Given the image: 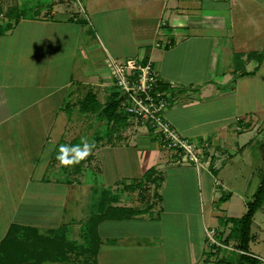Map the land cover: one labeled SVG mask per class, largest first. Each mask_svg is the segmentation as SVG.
I'll return each instance as SVG.
<instances>
[{
  "label": "crops",
  "instance_id": "crops-1",
  "mask_svg": "<svg viewBox=\"0 0 264 264\" xmlns=\"http://www.w3.org/2000/svg\"><path fill=\"white\" fill-rule=\"evenodd\" d=\"M205 1L211 4L236 3V0ZM203 3L204 0H114L107 2L104 6L99 2L97 9L92 10V15L104 14L106 19L114 21L112 28L115 33H119L117 30L125 29L124 25H127L132 36H135L131 50L127 54L137 55L128 57L140 56L150 59L163 80H172L177 85L174 90L176 91L175 96L179 99V97L190 93L186 92L187 86L190 85L192 90L194 88L192 85L196 81H205L198 59L187 56V53L199 54L206 46L203 43L197 45L189 43V40L196 39L194 35L188 34L185 42L182 37L189 31L188 26L197 30L204 25H211L210 16L201 13ZM157 14L160 17L157 18ZM156 19L157 21H155ZM63 20L62 18L53 20L47 17H23L6 33L0 34V141H2L0 144V180H8L9 175H11V180L18 179L19 171H24L21 145L26 147L25 152L30 158L29 163L32 164L33 169L36 168L35 159L39 161L43 152L40 133H50L54 126L55 131H64L68 122L72 123L70 116L73 114L75 116L78 111L73 107V102L80 96L85 97L81 105L84 108L87 106V97L92 100L95 98L94 100L98 101L100 95L102 98H106L114 91L115 86L111 84V77H109L106 68V60L108 57L114 56L111 53L112 50L103 45L101 60L95 61L92 65L74 63L72 57L75 49L81 47L87 58L94 49L100 46V43H97V40L94 41V44H88L89 42L84 39L87 29L75 28L73 24L65 27V24L68 23ZM123 20L126 22L132 20L133 22L128 25ZM137 20H140L139 24L135 22ZM152 21H155L153 29L152 26H148ZM21 22H32L33 26L17 31ZM37 23H42L39 25H47V27H37L34 25ZM55 23L56 25L61 24L62 27L54 29L48 27L51 24L55 26ZM95 30L100 36L99 31L96 28ZM151 33L159 36L160 45H155L149 40L148 37ZM176 39L177 41H175ZM99 41H101V37H99ZM199 74L200 78L197 76ZM181 83L184 87L180 86L182 89L177 90L178 84ZM87 85L93 86L95 97L89 95V89L86 91ZM84 91H86V96L83 94ZM220 93L223 96L228 94L227 91ZM196 94L197 90L195 89L193 95L197 97ZM183 100H187V98L184 97ZM201 104L202 101L193 104L196 106L195 110L201 109L203 112H208L212 108L209 107L210 105L198 108ZM187 108H176L175 111H171L172 113L169 111L168 114L165 112L164 117L184 136L198 141L208 140L209 151L225 155L226 158L223 160H221L222 157L221 159L217 158V166L231 157L234 148L241 149V144L242 148L247 145L248 136L241 138V133L229 135L225 132L229 129L230 124H224L222 127L223 136H221L220 127L219 129L205 128L206 122L209 123V120L198 119L194 110L191 114L186 111ZM59 113H64L65 117L64 125L61 123L57 129ZM197 113L196 111V115ZM121 114L124 116V120L128 117L124 112ZM219 117L220 119L214 118V122L222 121L223 116ZM238 121L236 128L241 131L244 125L240 119ZM63 127L64 129H62ZM132 127L128 131L136 130L134 128L131 130ZM139 130L143 132L142 129L139 128ZM146 131L148 133L140 136L138 141L137 139L135 141L125 139V141L128 140L125 143L130 144L132 141V144L138 142L143 145L146 163L143 166L142 176L145 178V173L148 171L152 178H156V181L153 180L154 191L151 195H147L145 191L144 194L142 191H138L137 187H133L134 181L128 179L126 183L120 184L119 177L112 175L114 178L109 179L111 176L105 173L104 166L108 163L106 160L102 161L107 152L105 149L109 150L110 145L109 153H119L117 150L123 147L115 144L116 142L105 144L97 143V141L92 155L89 154L90 156L81 158L83 170L85 162L89 159L91 161L93 158L98 160L97 156L100 154L99 163L103 166L102 174L107 180L105 186L112 187L114 185L115 191H122L121 194L110 196L106 195V191L111 190L104 187L103 191H100V195L97 196L96 264H200L201 261L204 264H211L209 257L205 256L208 254L204 233L207 229L205 212L220 214L215 211L214 206L218 187L219 185L223 187L221 182L223 180H217L214 176L217 166L210 170L199 171L192 162L181 159L177 152L165 148L161 144L160 136L151 128H146ZM13 151L16 154L12 153ZM68 154V159L72 160V163H76V159H72L74 155L69 152ZM37 156L39 157L37 158ZM19 165L21 168L18 167L14 170ZM28 169L25 171L26 184L21 191L17 192L20 195L19 201L12 203L14 205H12L13 213L10 220L5 213L3 216L2 210H0V227H5L0 241L12 224L26 225L42 230L64 225L71 229V231L65 232L68 237L78 240L72 235L74 225H77L78 236L82 240L85 223L94 214L88 217L85 222L80 219L74 220V216L68 218L65 200L69 194L65 190L66 184H71L70 180L66 179L64 182L63 180H51L45 178V175H39L38 171L37 175L33 176ZM227 171L232 173L233 179H235L233 182H227L224 186L225 190L230 192L227 197H232L234 193L240 191L242 183L232 167H229ZM14 174L17 176L14 177ZM170 175L177 178L175 188L178 191H175L172 198L166 201L163 192L168 181L167 177ZM80 180L77 181L79 185L82 184V180ZM259 180L260 178H255L251 186L252 192L255 191ZM30 181H33L34 185L31 187L32 190L27 191L26 185L28 186L27 183ZM46 185L49 188L51 186L54 190L38 191L45 188ZM59 187H63L60 189L61 191H58ZM185 188L186 191H184ZM127 191H136L135 194L138 195V198H134V193L133 195L125 194ZM191 191L194 197H198V201L193 197V205L191 202L189 203L191 195L189 192ZM26 193H29V200L22 210ZM147 197L148 199H145ZM231 197L227 198L228 201ZM76 204H78L77 201ZM229 212L232 214L229 216L230 218L235 217L237 211L232 209ZM231 223L232 221L228 220L225 223L228 229L220 230L224 234L223 237H226L231 231L229 228ZM215 231L217 230L215 229ZM45 262L71 264L60 261Z\"/></svg>",
  "mask_w": 264,
  "mask_h": 264
},
{
  "label": "rangeland",
  "instance_id": "rangeland-1",
  "mask_svg": "<svg viewBox=\"0 0 264 264\" xmlns=\"http://www.w3.org/2000/svg\"><path fill=\"white\" fill-rule=\"evenodd\" d=\"M113 1L114 0H0V19L3 23L9 22L15 25L16 19H21L23 17H47L53 20H55V18H62L64 19L63 21L68 23L65 24V27L73 24L75 28L83 27L87 29L86 34H84V39L89 42L88 44H94V41L96 42L98 40L97 43L99 42L100 46L94 49L92 54L87 58L84 56L81 47L75 49V53L72 57L74 63L80 62L92 65L95 61L101 60L103 45L112 50L111 53L114 56H110L111 58L120 60L128 56H137L127 54V52L131 50V46L133 45L132 42L135 37L132 36L127 25H124L125 29L117 30L119 33H115L112 28V23L114 21L106 19L104 14L92 15V10L97 9L99 2L104 6L107 2ZM114 3L112 5L113 7L115 6ZM11 8H13V11H10ZM9 12H11V14ZM201 13L210 16L212 19L211 25H204L197 30L188 26L189 31L186 32L185 35H182V37L185 42L187 41L186 38L188 34L194 35L196 39L193 38L192 41L189 40V43H192V45L203 43L206 46L199 54L195 52L193 55L192 52L187 53V56L198 59L201 67V74H203L205 81H196L192 85L197 90V97L193 95L195 89L193 88L191 90V86L189 85L185 89H187L186 92L189 91L190 93L179 97L176 103L173 104L172 107H169V110L167 109L168 111L166 112L168 114L169 111H175L176 108H187V106H190L186 111L191 113L194 110L195 116H198V119L209 120V123L206 122L205 128L219 129L220 127V135L223 136L222 127L224 124H230L229 129L225 130L229 135L241 133V138L248 136L247 145L242 148L241 144V149H238V147H236L237 149L234 148L231 157L224 163L219 164L214 172L215 179L220 181L223 180L221 181L223 187L219 185L214 202L215 211L220 214H211L208 213V211L205 212L207 229L204 233L206 238V249L208 251V254H205V256L207 255L209 257L210 263L212 264L220 258L221 255H224L223 253L217 254L215 252L217 245L223 247L222 252H225V254L229 256L230 254L242 251L236 248L238 244L236 238L233 237L227 242H224L225 237H223L224 234L220 230L226 231L228 229L225 222L229 216L232 215L229 212L230 210L233 209L237 211L235 218L247 212L248 202L251 200L254 192L251 191V186L255 178H260L264 173V0H236V3L233 4H229L228 2L211 4L204 0ZM158 17L160 16L157 14V18ZM123 21L128 25L130 22H133L132 20L127 22L126 20ZM155 21H157V19ZM155 21H152L151 25L148 24V26H152L153 29ZM135 22L139 24L140 20ZM39 24L42 23L34 25L40 28L47 27V25L42 26ZM28 26H33V23L21 22L17 27V31L24 28L28 29ZM48 27L54 29L56 27L60 28L62 25H56L55 23V26L51 24ZM95 28L99 31L100 36L97 35ZM53 29L50 30L52 31ZM99 37H101V41H99ZM148 38L155 45L159 43L160 40L159 36L153 33H151ZM175 41H177V39ZM260 52L263 53L262 60L254 55V53ZM249 53H253L254 56L249 57ZM107 73L109 74L108 70ZM197 76L200 78V74ZM165 81L169 82V80L166 79ZM87 86L88 88L86 91L89 89V95L93 96V86ZM178 86L179 88H177V90L182 89L180 86L183 85L181 83L178 84ZM113 89L118 90L117 87ZM223 90L227 91L228 94L223 96L220 93L221 91L224 92ZM86 91H84L83 94H85ZM108 97L109 95L106 98H102L101 95L99 96V107L103 101V105L105 106ZM184 97H186L187 100H183ZM84 98L85 97L80 96L73 102V107L78 111L75 116L74 114L70 116L72 118V123L68 122L66 129L62 131L63 133L55 131V126L50 133H40L42 136L41 150L43 152L39 161L35 159V169H33L32 164L29 163L30 158H28L29 156L25 152L26 147L24 145L23 147L22 145L20 146L23 152L22 157L24 158V166L26 169L24 168V171H19L18 179L11 180V175H9L8 180H0V210H2V215L5 213L6 216H8L9 220L13 213L12 205L14 204L12 203H16L17 200L19 201L18 197L20 195L17 194V192L21 191L26 184L25 171H27V168H29L28 171L33 176H36L38 171L39 175H45V178H50L51 180H63V182L66 179L70 180L71 184H66L65 191H68L67 194H69V196L67 200H65V203L68 218L74 216V220L80 219L85 222L88 217L96 214L98 210L97 196L100 195V191H103L104 187L111 190L106 191V195L112 196L113 194L122 193V191H115L113 188L114 185H112V187L105 186L107 180L103 177V166L99 163L100 154L97 156L98 160H94L93 158V160L91 159L90 161L89 159L85 162L83 170L82 167L77 169L80 163L79 159H76V163H63L57 158L60 154L61 145H66L69 150L68 152L75 156L71 149L78 145L82 150L86 143L89 148L88 154L84 157H88L90 156L89 154L92 155V151L95 150V143L97 141V143L101 142L105 144L116 142L115 144L123 146L119 148L120 150H117L119 153H109V151H111L109 145V150L105 149V151H107L105 153V158L102 159L101 157L102 161L106 160L108 162L104 166V169L105 173L111 176L109 179L114 178L112 176L114 175L120 178V184L126 183L128 179L132 182L134 181V183L131 182L132 186L137 187L138 191H142V193L145 191L147 195H151L154 191L153 180L155 178L151 177V179L147 178L146 180V178L142 176L143 166L146 163L143 145L138 144V142L132 144V141L130 144L125 143L128 141H125V139H129V141H135V139H137L138 141L140 136L148 133V131H146L148 127L143 124H138L132 117H127L124 120V116L121 114V112H124L126 102L124 98L118 100V104L115 106V109L118 110L112 111V118L110 119L106 114L100 112V109H94L95 100H93L94 102L90 101L91 106L89 108H87V106L84 108L83 106L81 107ZM198 101H202V104L198 108L204 105H210L209 107L212 108L209 109L208 112H203L201 109L195 110L196 106H193V104ZM111 109L114 108L111 107ZM204 109L206 108L204 107ZM196 111L198 112L197 115ZM219 116H223L222 121L214 122L213 119L216 117L220 119ZM64 117V113L58 114L57 129L61 126V123L63 124ZM239 119L244 125L241 131L236 128ZM131 127V130H133V128L136 130L128 131ZM139 128L142 129L143 132L140 131ZM175 128L177 129L176 126ZM62 129H64V127ZM1 143L2 141H0V144ZM12 153L16 154L15 151ZM210 153L213 152L210 151ZM19 156L21 157V155ZM68 156L69 154L67 158H69ZM38 157L39 156H37V158ZM18 167L19 169L21 168L19 165L15 167L14 170ZM229 167L233 168L237 178H239L242 183L240 191L234 193L232 197L229 196L231 197L230 201L227 199L229 198L227 196L230 192L226 191L224 186H226L227 182H233L235 179H233L234 176L232 173H228L227 169ZM14 175V177L17 176L16 174ZM80 179L82 180L81 185L77 182ZM167 179L165 191L163 192L166 201L172 198L175 191H178L175 188L177 178L175 179L170 175ZM32 182L33 181L27 183V191L32 190L31 187L34 185ZM12 185L15 186L13 187ZM62 188L63 187H59L58 191ZM53 190L51 186L49 188V186L46 185L45 188L38 191ZM184 191H186V188ZM133 193L135 194L136 191H127L125 194L133 195ZM189 193L191 194L189 203L191 202L193 205L194 200L197 199L196 201H198V197H194L192 191ZM196 193L198 194V191H196ZM28 194L26 193V197L23 200L22 210H24L28 203ZM223 195L224 197H222ZM134 196V198H138V195L135 194ZM145 199H148V197ZM76 201L78 204H76ZM232 226L233 222L229 228L232 229ZM210 229L217 230L215 232L216 240H211L207 235V230ZM4 230L5 227H0V237L4 233ZM59 230L60 232L62 231V229ZM64 230L65 232L68 230L71 231L70 228L68 229L66 227ZM78 230V226L74 225L72 235L81 241L78 236ZM250 230L251 239L248 245L249 252H246V254L257 257L260 260V264H264V204L255 211ZM49 263L50 262H45L43 264ZM200 264H204V262L201 261Z\"/></svg>",
  "mask_w": 264,
  "mask_h": 264
},
{
  "label": "trees",
  "instance_id": "trees-1",
  "mask_svg": "<svg viewBox=\"0 0 264 264\" xmlns=\"http://www.w3.org/2000/svg\"><path fill=\"white\" fill-rule=\"evenodd\" d=\"M10 11H13L11 8ZM11 14V12H9ZM19 19H16L15 23ZM14 24L5 22L0 19V34L6 33ZM260 60L263 59V53H254ZM249 53V57L254 56ZM162 83L167 87L168 82L162 79ZM174 94V88L171 89ZM182 91V90H181ZM184 91V89H183ZM91 97H95L94 95ZM122 98L119 90L114 89L108 97V101L101 104L89 97L86 99L87 108L91 106V102L95 103L94 109L97 108L110 119L112 111H116L115 106L118 100ZM103 105V107H102ZM93 106V105H92ZM113 107L114 109H111ZM111 109V110H110ZM101 113V114H102ZM127 115V114H126ZM77 169L81 167V158ZM145 178L151 179V173L146 172ZM156 181V178L154 179ZM264 204V173L260 177L259 183L252 194L251 200L248 202L247 212L240 217H230L226 222L232 221L231 231L225 237L227 242L230 238H236L238 241L237 249L248 251V245L251 239V223L256 210ZM97 216L94 215L85 223L82 230V240L70 239L65 233V226L51 229H38L31 226L12 224L3 239L0 241V264H39L45 261L69 262L71 264H96V251L98 246L97 235ZM225 222V223H226ZM59 229H62L60 232ZM216 253H223L212 264H260L257 257L239 251V253L226 255L222 252L223 247L217 245ZM236 252V251H235Z\"/></svg>",
  "mask_w": 264,
  "mask_h": 264
},
{
  "label": "built area",
  "instance_id": "built-area-1",
  "mask_svg": "<svg viewBox=\"0 0 264 264\" xmlns=\"http://www.w3.org/2000/svg\"><path fill=\"white\" fill-rule=\"evenodd\" d=\"M106 68L111 84L118 88L126 100L124 113L157 133L165 148L177 152L181 159L192 162L199 171L216 168L217 158H226L218 152L210 153L208 140L198 141L184 136L164 117L167 109L177 101L171 90L177 85L169 81L165 87L150 59L138 56L119 60L109 57ZM215 232V229L207 230L211 240L217 239ZM241 252L246 253L244 250Z\"/></svg>",
  "mask_w": 264,
  "mask_h": 264
},
{
  "label": "clouds",
  "instance_id": "clouds-1",
  "mask_svg": "<svg viewBox=\"0 0 264 264\" xmlns=\"http://www.w3.org/2000/svg\"><path fill=\"white\" fill-rule=\"evenodd\" d=\"M88 148L89 146L85 143L83 146V149L81 150L80 146H74L71 151L75 154V156L72 159H80L83 158L88 154ZM68 148L66 145L60 146V154L57 156L59 160L63 163H70L72 160L67 158Z\"/></svg>",
  "mask_w": 264,
  "mask_h": 264
}]
</instances>
